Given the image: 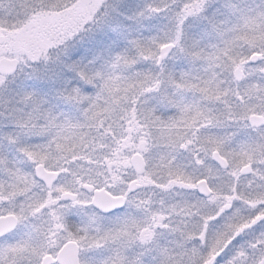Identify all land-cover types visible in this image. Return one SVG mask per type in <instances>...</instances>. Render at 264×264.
<instances>
[{
    "label": "snow or ice",
    "instance_id": "6c2138e0",
    "mask_svg": "<svg viewBox=\"0 0 264 264\" xmlns=\"http://www.w3.org/2000/svg\"><path fill=\"white\" fill-rule=\"evenodd\" d=\"M0 264H264V0H0Z\"/></svg>",
    "mask_w": 264,
    "mask_h": 264
}]
</instances>
